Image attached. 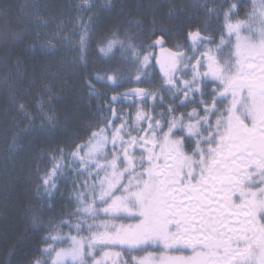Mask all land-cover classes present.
Listing matches in <instances>:
<instances>
[{
    "label": "snow or ice",
    "instance_id": "obj_1",
    "mask_svg": "<svg viewBox=\"0 0 264 264\" xmlns=\"http://www.w3.org/2000/svg\"><path fill=\"white\" fill-rule=\"evenodd\" d=\"M75 7L90 11L94 5ZM197 7L217 27L189 25L174 52L163 49V30L145 45L140 21L130 22L122 38L119 30L99 36V53L130 62L137 84L152 83L147 69L155 53L148 50L160 46L167 52L156 59L162 83L112 96L86 138L55 143L42 154L46 162L36 161L39 199L51 200L60 190L56 181L67 186L70 179L74 208L58 213L59 220L45 219L39 206L25 208L26 226L45 234L43 247L25 253L19 264H264V0H252L243 13L241 0H203ZM9 10L0 9V16ZM30 15L36 24L50 22L38 11ZM98 19L79 17L81 60ZM122 71L111 66L95 81L89 77L88 95H99L95 84L101 81L120 87ZM48 96L34 98L32 107L11 98L14 119L24 124L17 136L38 119L40 127L58 126L56 97L50 90ZM129 97L141 105L135 122L113 107ZM149 246H159L161 254L131 255ZM115 247L122 251L96 258ZM182 252L190 255L167 254Z\"/></svg>",
    "mask_w": 264,
    "mask_h": 264
},
{
    "label": "trees",
    "instance_id": "obj_2",
    "mask_svg": "<svg viewBox=\"0 0 264 264\" xmlns=\"http://www.w3.org/2000/svg\"><path fill=\"white\" fill-rule=\"evenodd\" d=\"M110 2L109 8H98L94 11L99 19L94 23L95 31L87 42L84 65L80 66L72 57L64 59L65 56L59 53V50H45L37 46L39 36H42V39L47 38V30L51 27L34 23L30 15L38 11L41 13V19L56 23L65 21L71 8L70 0H0V9L10 7L6 18L0 16V144L11 137L8 128L10 118H14L16 114L10 102L14 95L17 100L28 103L39 97L48 100L50 90L56 97L52 110L57 113L59 119L56 128H49L47 124L40 127L38 119L36 126L17 136L15 140L18 147L7 151L8 153L0 159V264H8V261L19 264L21 256L25 253L30 254L38 246L43 247L39 242L45 233L26 226L25 208L29 204L39 206L45 219L51 217L56 220L61 219L58 213L70 212L74 208V205L69 207L70 179L67 186L63 179L56 181L60 190L51 200L39 199L35 189L37 181L33 177L37 167L36 161L46 162L48 159L47 155L42 154L47 153L49 147L55 143L75 139L77 136L86 138L87 131L103 115L100 106L117 93L141 85L155 90L156 85L162 83L159 79L161 73L155 66L147 69L148 78L152 83H135L137 73L130 62L119 60L118 53L117 59H108L99 53V45L96 43L99 36L106 35L107 31L119 30L122 38L130 22L140 21L145 45L153 43L162 35L163 30L166 33V46L175 50L176 45L186 36L189 25L203 27L207 22L211 24L212 29L217 27L215 20L207 21L201 9L197 7L203 0ZM241 4V13L247 12L251 8L252 0H241ZM153 32L155 35H152ZM13 33L19 35L13 36ZM216 35L218 38V31ZM148 51L156 53V48ZM154 56L150 61L152 65ZM111 66L123 69L121 86L113 88L101 81L95 84V91L99 95L90 97L84 81L89 77L95 81L97 77L104 76L105 69ZM124 100L125 102L113 107L122 108L120 114H130L135 122L138 106L131 104L128 99ZM148 110L150 113L151 108L145 109ZM108 115L111 117V111ZM116 123L119 125L121 121L117 120ZM20 128L23 129L24 124L17 127L14 133H19ZM2 136H6L3 142ZM39 166L43 168L45 164ZM64 231L67 232L68 229L65 228ZM13 249L15 255L10 256L9 253ZM155 249L158 250L159 247ZM155 249L147 247L144 251L133 252L131 255L139 256L147 250Z\"/></svg>",
    "mask_w": 264,
    "mask_h": 264
},
{
    "label": "rangeland",
    "instance_id": "obj_3",
    "mask_svg": "<svg viewBox=\"0 0 264 264\" xmlns=\"http://www.w3.org/2000/svg\"><path fill=\"white\" fill-rule=\"evenodd\" d=\"M111 0H70V11L68 14V17L65 19V21L56 23V22H49L47 25H43L46 27H51V29L47 30L48 35L47 38L42 39V36H39L37 39V46L49 50H59V53L61 52L65 58L72 57L73 60H76L80 66L84 65V54H83V60H81V52L79 48H76V45L79 44L80 39V32L82 29V25L79 24V17L83 16L84 20L87 21L89 16H92L94 11L98 8H109L106 7V5H110ZM88 3H91L94 5V7L90 11H84L83 9L77 10L75 5H87ZM42 25V24H40ZM71 35V42L66 43L65 37H68ZM59 37V39H54V37ZM164 54V51H160L159 57ZM17 100V98H16ZM20 100H17V102ZM35 99H33L31 102L28 101L30 107H32L35 104ZM35 111V108L32 109ZM9 117V115L7 116ZM16 117V114L15 116ZM10 118V117H9ZM10 127L8 128V133L11 136L10 138H7V141H4L6 136H2V142L0 144V159L5 155V153H8L7 151H11L12 148L15 146L18 147V143H16V140L14 142V136H17L15 130H17V127H19L21 124L17 123V120L14 118H10ZM22 129V128H20ZM110 148V145H109ZM105 251H120V247H115L111 249H101L98 252V255L96 258H102L103 253ZM154 253L156 256H159L162 252V249L159 247L158 250H147L144 253L140 254L137 257H142L147 255L148 253ZM169 255H190L189 252H182V253H167ZM107 264H112V260L109 259L107 261Z\"/></svg>",
    "mask_w": 264,
    "mask_h": 264
},
{
    "label": "flooded vegetation",
    "instance_id": "obj_4",
    "mask_svg": "<svg viewBox=\"0 0 264 264\" xmlns=\"http://www.w3.org/2000/svg\"><path fill=\"white\" fill-rule=\"evenodd\" d=\"M186 34H187V33H186ZM163 49L168 50V51H172V52L176 51V49L174 50V49H171V48H169L168 46H166V41H165V45L163 46ZM160 51H162V48H157V49H156V53H155L154 60H153V61H154V66H155L159 71H160V66H159V64L156 63V59H157V58H160L161 60H163V59L165 58V56L167 55V52L164 51V54H163L162 56L159 57ZM161 75H162V74H161ZM137 87L148 88L147 86H144V85L137 86ZM150 89H151V88H150ZM124 99L131 100L130 97H129V98H124ZM149 102H151V101H149ZM137 106H138V109L141 108V105H140L139 103H137ZM222 106H223V105H221V107H222ZM190 108H191V106H189V109H183V111H185V110H190ZM144 110H145V109H144ZM148 112H149V110H148ZM213 119H215V118H213ZM149 247H151L152 249H155V248H157V247H159V246H149Z\"/></svg>",
    "mask_w": 264,
    "mask_h": 264
},
{
    "label": "water",
    "instance_id": "obj_5",
    "mask_svg": "<svg viewBox=\"0 0 264 264\" xmlns=\"http://www.w3.org/2000/svg\"><path fill=\"white\" fill-rule=\"evenodd\" d=\"M160 37V36H159ZM155 41V40H154ZM165 44V40H164V43H163V45ZM157 48H160V46H157ZM135 88H137V87H132V88H129V89H126V90H123L121 93H125V92H131V91H133Z\"/></svg>",
    "mask_w": 264,
    "mask_h": 264
}]
</instances>
